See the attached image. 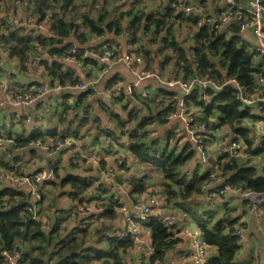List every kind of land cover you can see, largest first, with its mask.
Segmentation results:
<instances>
[{
  "label": "trees",
  "instance_id": "obj_1",
  "mask_svg": "<svg viewBox=\"0 0 264 264\" xmlns=\"http://www.w3.org/2000/svg\"><path fill=\"white\" fill-rule=\"evenodd\" d=\"M130 1L0 0V78L7 77L18 86L13 96L28 93L30 88L42 87L38 82L26 86L20 84L16 81L18 75L49 78L46 86H60L62 90L55 95H62L73 90L66 89L69 86L87 83L62 71L63 62L82 66L102 65L92 58H83V53L102 55L105 50H112L114 57H119L114 40L105 39L93 48L89 45L94 38L114 36L126 39L130 48L126 54L134 53L141 57L146 70L156 72L153 69L156 57L160 59L158 68L171 71V80L188 83L208 78L220 83L235 79L246 94L262 92L257 81L264 77V64L258 61L253 48L243 42L239 31L242 23H230L227 29L215 31L205 26L198 27V18L179 11L174 4L177 1ZM244 1L235 0L240 5ZM198 3L203 7L202 0ZM11 11L14 20L10 19ZM9 21L16 22L14 27L8 25ZM13 62L17 70L15 75L5 68ZM107 84V88L112 90L116 81L110 80ZM153 89L155 91L149 93L151 96L147 99H142L135 92L128 97L121 91L112 93L108 105L101 102L100 108H103L111 127L105 131L100 127L97 130L109 143L100 154L94 149L88 153L90 149L84 142L76 146L72 143L69 148L77 150V164L71 165L70 172L63 168L64 175L60 178L59 162L50 163L53 177L42 183L39 200L0 180V264L5 262L3 253L10 256L19 254L16 264H169V254L183 239L178 236L176 225L168 226L164 218L152 217L140 223L152 253L148 255L144 251L134 257L130 254L132 240L121 238L122 229L114 228V222L122 217L120 209L126 207L116 194L111 193V188L119 185L126 188V197L133 205L144 203L150 190L156 188L163 207H173L186 214L201 232L207 246L215 250L207 264H236L234 258L239 250V238L234 235V224L237 220L231 218L226 206L223 207L224 197H221L222 203L214 208L208 205L207 197L214 189L226 184L234 189L240 187L242 191L264 193V176L259 174L256 166L249 164V159L241 156L228 159L221 154L215 160L208 158L209 170L200 174L193 170L186 175L184 171L194 155L191 144L187 143L181 149L176 145L170 148L175 134L172 127L166 130L163 142L158 136L151 137L154 134L151 127L166 126L168 118L177 111V105L183 102L188 112L193 109L200 112L196 123L213 120L215 127L234 134L244 146L241 153L248 155L253 153V139L243 125L254 120V116L235 101V90L231 86L217 93L209 90L202 93L195 87L184 100H179L177 92L165 87L158 85ZM74 93V106L60 101L61 106L57 105L61 108L60 113L36 116V121L49 120L48 123H52L43 124L46 126L44 130L34 127L27 135L24 131L29 124L23 120L17 125L10 120L0 123L3 129L7 128L5 135L0 134V141L7 147L4 151L11 155L10 161H17L16 152L27 150L35 153L34 147L47 144V139L51 144L57 141L75 143L78 140L80 130L90 117L88 101L94 92L87 89L74 90ZM202 95L208 96L206 102L201 100ZM114 104L120 105L122 113L112 110ZM69 111L76 121L67 118ZM85 112H88V117L81 116ZM15 125L19 133L12 132ZM98 141L99 137H93V143ZM4 155H0V175L13 171L7 167L9 157ZM108 155L115 158L112 165L107 164ZM89 156L97 159L95 166L89 163ZM130 163L141 166L142 171L135 176H119L118 172L127 173ZM82 164H88L90 169L82 168ZM21 165H16L15 173ZM145 168H154L152 175L158 176L157 184L149 182L151 175L145 172ZM110 169L113 172L108 179L100 177L101 173L108 175ZM87 170L91 173H86ZM213 172L216 176L211 180L209 177ZM212 182L214 187H210ZM56 184L68 189L71 200L68 214L60 217V210H55L50 222L44 223L43 217L39 216L44 214L46 194L43 187ZM91 207L96 212L90 214L84 225H80V208ZM36 216L40 218L36 219Z\"/></svg>",
  "mask_w": 264,
  "mask_h": 264
},
{
  "label": "crops",
  "instance_id": "obj_2",
  "mask_svg": "<svg viewBox=\"0 0 264 264\" xmlns=\"http://www.w3.org/2000/svg\"><path fill=\"white\" fill-rule=\"evenodd\" d=\"M161 0H156V3L160 2ZM170 0H162L163 3H166ZM174 1H181L183 5H192L195 6L197 9H199L200 12L204 13L207 12L206 15L208 16H215L222 14L227 10V5L224 3V0H212L209 3H204L203 7L198 3V0H174ZM132 2V0L130 1ZM230 23H235V18L231 17ZM226 25V26H227ZM224 27L223 29H227V27ZM222 29V30H223ZM240 36L244 43L248 44L250 48H253L256 44V38L252 35V33L249 30L240 31ZM105 39H111L117 42V50L119 51V56H124L127 51L130 49L128 47V44H126V39L121 37H114V36H105L103 39H97L94 38L90 40L89 45L93 48L96 45H98L101 41ZM155 47L153 48V50ZM258 58V57H257ZM3 59V58H2ZM159 60L156 57L154 68L158 74L161 75L162 79L166 81L171 77L170 73L171 71L168 70H160L158 68ZM261 60L262 64H264V60L261 58H258V61ZM3 61V60H2ZM4 64V63H3ZM16 66H14V62L10 63L9 66H6V70L9 71L11 75L16 74V69H14ZM62 71L65 73H71L74 77L77 76L81 81L84 82H93L96 83L97 91L91 95L88 104L91 106V113L90 117L88 118V121L86 122L85 126L80 130L84 132V137H86L90 142L92 141V145H88V153L92 151V149L95 150L96 153H99L103 151L104 146L108 144L106 140L103 138L104 135L102 133L98 132V128H102L104 131L108 130L111 127V124L108 121V118L106 114L103 112V108H100V103L104 102L106 105L109 104L110 96L112 93L118 94L117 92H111V95L107 97L103 90L107 89V82L108 81H116V85L112 88H120L121 91H123L128 97H131V93L135 92L138 95H140L141 92H154L155 90L153 87H158L157 84L154 82H142L138 83L135 79V77L132 75L129 69H127L122 64H113V63H102V65L98 66H82L80 64H75L73 62H63V66L61 68ZM18 75V74H17ZM7 78V77H6ZM3 79V77L1 78ZM6 81V79H4ZM9 82L8 88H9V96H13V93L15 92V89L18 87L17 85H14L10 81L11 79H8ZM17 82L20 84H24L25 86L29 83L38 82L40 85H46L50 81L49 78H42L41 76H20L18 75ZM152 86V87H151ZM110 87V86H109ZM161 87V86H160ZM111 90V89H110ZM68 92L63 93L62 95H68L64 98H62V95H46L41 97L40 99L36 100L32 105L26 106L23 109H17L9 104H7V99L4 93L0 91V123L2 121L6 122H13L14 124H18V122L21 120L18 118L20 115H27L32 117V122L29 125H33V123H38L39 125H43L45 123H48V121L38 120L36 121L35 118L37 117H48L52 113H60L59 108L57 105L61 102L67 103L69 106H74L75 98L73 97L74 90H67ZM174 92H177L178 99H186L184 94L179 89H175ZM264 92V91H263ZM151 96V95H150ZM149 96V97H150ZM64 100V101H63ZM135 103V102H134ZM183 103V102H181ZM179 103V104H181ZM177 105V111L178 106ZM137 105V104H135ZM112 106V105H109ZM139 108V107H138ZM112 110L116 111L117 113H122L120 109V105L114 104L112 106ZM141 110V109H140ZM196 110V109H193ZM176 111V112H177ZM70 112V111H69ZM140 112V111H139ZM138 112V114H139ZM14 113L17 116V120L12 121L9 117L10 114ZM177 114V113H176ZM88 117V112L82 113V117ZM199 115H201L199 113ZM254 116V115H252ZM177 117V116H176ZM69 119H73V116ZM254 120H250L249 122H246L243 127H245L252 139V154H248L245 159H249V164L256 166L258 170L263 169L264 170V117L257 118L254 116ZM10 120V121H9ZM74 121L77 119L74 118ZM169 123L164 127H151V131L154 132L151 137L160 138L161 142L166 137V130L171 128V131L173 133L179 132L180 137L175 138L174 141L170 142V148L176 145L178 149H181L183 145H186L187 143L191 144L194 155L193 158L190 160L189 165L187 166L186 171L184 173L186 175H190L193 170H197V172L200 174L204 167H206L207 161L202 162L201 155L203 153H200L196 146L191 142L190 136L186 133V131L183 128V121L181 118H175L172 119V116L168 118ZM262 120V121H261ZM52 124V123H48ZM12 127V132L19 133V128L17 126ZM49 127L51 125H48ZM66 126V125H64ZM52 128V127H51ZM221 136L214 137L211 141V145H207L206 149L209 150L210 158H215L217 155H219L220 150L223 148V143L221 142L222 139L227 136L232 137L235 135L226 131L225 129H220ZM99 137V141L97 143H93V137ZM236 138V137H235ZM235 141H238L235 139ZM232 142H234L232 140ZM240 144L242 145V149H244V146L242 142L239 140ZM47 143V140H46ZM77 144H80L81 141L77 140ZM44 145L42 144L39 146L34 147L35 153H30L29 151H20L16 152L15 156H18L17 162L18 163H26L30 161V168H28L31 172L35 173L38 171L46 170L45 167L48 165L49 162L56 161L59 162V165L62 167V169H66L68 172L71 171L70 164L68 161V157H66V152L64 150L61 151H54L53 148L47 149L48 151H45ZM124 156V155H123ZM209 158V157H208ZM244 158V157H243ZM107 164L112 165L115 158H112L111 156H106ZM204 159V158H203ZM10 159H8L9 161ZM210 166V165H207ZM82 168H85V165L82 164ZM129 170L127 173L121 172L118 175L119 176H135V173H139L142 171L141 166H137V164L130 163L129 164ZM142 168V169H141ZM86 169V168H85ZM202 169V170H201ZM137 171V172H136ZM73 172V171H72ZM154 172V171H152ZM152 172L151 180H149L150 183L157 184L158 182V176H153ZM74 173V172H73ZM79 174H83L81 171L78 172ZM103 180V179H102ZM215 183L212 182L210 184V187H214ZM124 186L119 185L111 188V193L116 194L118 198H120L122 204H124L127 207V210L129 213L135 215L137 214V210L134 209V205L131 203L130 200L126 197ZM252 202L255 205L250 206V202ZM220 203H222V199H220ZM142 204V203H141ZM223 207L226 206V209L230 212V216L232 219H236V223L234 224V229L241 228L242 229V236L239 239V250L236 253V256L234 258L236 264H259L262 260V256L264 253V202H254L252 199L245 198L244 196L235 193V192H229L224 196L223 200ZM140 205V204H139ZM224 209V208H222ZM166 213H175L178 217H176L175 224L176 230L178 231V236L183 239L182 243L176 248L175 251L169 254V258L175 262V264H189V253H190V245L189 240L187 238H184L180 236V228H182L183 224H187L182 221V219L179 216V210L173 207H165ZM221 212V211H220ZM224 212V210H223ZM221 213V215L223 214ZM220 215V214H219ZM220 215V216H221ZM193 225V226H192ZM114 228L121 229L122 228V217L119 218L114 222ZM188 228L190 231L196 229V225L192 220L188 221ZM215 250L213 248H208V254L209 256L213 255ZM134 257V256H133ZM132 257V261H135V258Z\"/></svg>",
  "mask_w": 264,
  "mask_h": 264
},
{
  "label": "built area",
  "instance_id": "obj_3",
  "mask_svg": "<svg viewBox=\"0 0 264 264\" xmlns=\"http://www.w3.org/2000/svg\"><path fill=\"white\" fill-rule=\"evenodd\" d=\"M120 1L124 2L127 0ZM202 1L204 3H209L212 0ZM224 3L227 5V10L225 12L215 16H207L200 12L199 9H197L195 6L183 5L181 1L174 2V4L177 5V9L184 13L186 16L194 15L198 18V27L205 26L211 30L218 31L224 28L230 22L229 20L231 17L235 18V21L237 23H242L239 27V31L249 30L252 35L256 38V44L253 47V50L254 52H256L259 58L264 60V0H245L244 3H242L241 5L236 4L235 0H224ZM15 23V21H9L8 25L10 27H14ZM39 29L44 28L39 27ZM73 53H75V51H72V54ZM86 57L92 58L101 63L107 62L113 64H122L130 70V72L135 77L138 83L154 82L157 85L165 87L170 91L179 89L185 97L189 96V94L195 87H198L202 93H205L208 90L213 93H217L222 92L227 89V87L231 86L235 90L234 99L241 105V107L245 108L246 110L248 109V111H250V115H254L257 118L264 117V77L259 78L257 81L259 86L262 87V92L246 94L243 92V89L235 81V79H227L220 83H216L215 81L208 78L196 79L188 83L171 79H167L166 81H164L161 75L157 72L146 70L141 57L135 55L134 53H128L124 56L114 57V52L112 50H105L103 51L102 55L96 52H85L83 53V58ZM66 89H73L76 91H86L87 89H91L94 93L97 91L96 83L93 82L69 86ZM61 90L62 88L57 85L53 87H47L46 85H42V87L33 88L32 90L30 89L28 93L24 92L22 94H17L15 96L10 97L8 94L9 88L7 82L4 79L0 78V91H2V93H4V95L6 96L7 104L17 109H23L26 106L32 105L34 102H36V100L40 99L41 97L46 95H55ZM112 91L120 93L121 89L115 88L112 90H103L104 94L107 97L111 95ZM140 97L142 99H147L149 97V92H141ZM207 99L208 96L202 95L201 100L203 102H206ZM199 113L200 112L198 110H192V112H188L187 108L183 105V103H181L178 106V111L173 113L171 116L172 119L178 117L182 119L183 128L186 133L190 136L191 142L196 146L197 150L200 153H203V151H206L205 147L207 145L212 144L211 141L214 137L221 136L222 131L213 125V120H210L208 123H196ZM17 116L18 115L11 113L9 118L12 121H15ZM19 117L26 124H30L32 122L30 116L20 115ZM179 137L180 133L176 132L175 138L177 139ZM234 138L235 137L232 136L229 139V137L225 136L222 139L221 142L223 143V148L220 150L219 154L226 156L228 159H231L236 156H241L245 158L247 155H243L241 153L242 145L240 144V142L235 141ZM232 140L234 142H232ZM72 143L75 146L77 145L76 141L75 143L61 142V144L60 142H58L55 148L56 150H58L60 146H63V149L67 150V153L69 154V164L75 165L78 161L77 150L69 148ZM6 149V145L2 141H0V155L4 153V150ZM87 158L89 159V163L92 166H95L97 164V159L94 156ZM201 158L203 162L205 160L203 159V155H201ZM121 163L122 162H120L119 164ZM17 171V173H14H19V181H14L13 179L6 177L7 174L13 173V171L2 173L0 175V180L5 184H7V181H11L14 183V185L12 186L21 187L26 182L30 181L31 179H34V183H29L27 185V187L31 188L28 193H30L34 198H40V190L42 187V183L50 179V172L44 171L41 175H35V173H23L21 171V167H19ZM112 172L113 169H110L108 175L101 173V176L103 179H108ZM259 174L264 176V170H259ZM215 176L216 172H213L209 178L212 180L215 179ZM229 192L241 193L242 196L248 199H252L254 202H264V193L242 191L240 187L234 189L231 187V185L226 184L222 188H216L213 192L208 194V205L214 208L220 203L221 197H224ZM134 209L137 210V214L135 215L129 213L127 207H122L120 209V213L122 215V230L120 232V237L129 238L132 240V248L130 249L131 255L136 251H139L136 253V255L144 251L149 255L152 253V248L150 247L146 238H144L143 233L140 232V230H142L140 223L148 220L149 218L154 217L161 219L164 218L168 226H174L176 217L178 216L175 213H166V210L160 200L159 192L156 188H152L150 190V194H148L144 203L140 205H134ZM87 211L89 210L85 208H80L78 218L80 225H84L87 222L86 219L90 216ZM94 212L96 211L93 210V212L91 213ZM179 216L183 222L187 223V226H182V228H180V236L189 240V264H207V260L209 258L208 248L210 247L207 246V244L204 242V240L202 239L201 232L197 228L193 231H190V229L188 228L189 219L187 215L179 212ZM234 235L240 239L242 236V229L237 228L235 230ZM3 256L5 259L4 264H16L17 259H19V254L15 256H10L6 253H3ZM169 264H175V262L171 260ZM259 264H264V253L262 256V260Z\"/></svg>",
  "mask_w": 264,
  "mask_h": 264
},
{
  "label": "rangeland",
  "instance_id": "obj_4",
  "mask_svg": "<svg viewBox=\"0 0 264 264\" xmlns=\"http://www.w3.org/2000/svg\"><path fill=\"white\" fill-rule=\"evenodd\" d=\"M6 81L7 82H9V80L6 78ZM31 90L33 89V88H30ZM60 106H61V103H60ZM59 111H61V110H59ZM66 116H67V118L69 119L70 117H72V113L71 112H68V114H66ZM18 118H20L19 116H18ZM21 119V118H20ZM17 120V119H16ZM48 126V125H47ZM26 128H25V133L27 134V135H30L31 134V132H32V129L34 128V127H39L41 130H44V127H46V126H40L38 123H33V125H26L25 126ZM6 130H7V128H5ZM5 129H3L1 126H0V134L1 135H5V133H7V131L5 130ZM60 127H59V131H60ZM63 133H65V132H62V134ZM174 137H175V134H174ZM78 140H80L81 142H84V143H86V145H90L91 143H92V141L90 142L86 137H84V132L83 131H80L79 132V134H78ZM213 140V139H212ZM51 142V140H48L47 139V145H44V148H42V149H44L45 151H48L47 149L48 148H46V146H49V147H52L53 148V150L54 151H56V148H55V146L57 145V143L58 142H55V143H53V144H51L50 143ZM60 144H61V142H60ZM66 147H68V146H66ZM64 147L63 146H60L59 148H58V152L59 151H61V150H65V149H63ZM206 148V147H205ZM124 151H125V149H123ZM56 151V152H57ZM204 152V151H203ZM4 157L5 158H7V157H9V156H11L10 154H8L6 151L4 152ZM66 157H69V154L68 153H66ZM89 157H91V156H89ZM203 157H204V159H205V161H207V165H209L210 163L208 162V157L210 158V154H209V150L208 149H206V151L203 153ZM9 159L11 160V158L9 157ZM214 159V158H213ZM9 160V161H10ZM70 160V159H69ZM8 161V163H7V167L9 168V170H13V173H10V174H7V176L6 177H8V178H11V179H13L14 181H19L20 180V175H19V173L18 174H15L14 173V170H16L15 169V167H17L16 165H18L19 163L16 161V162H14V161H10L9 162ZM53 162V161H52ZM52 162H49L48 163V165L45 167V169L46 170H43V171H39V172H36L35 173V175H41L42 174V172H44V171H49L50 172V178L51 177H53L52 176V174H51V168H50V163H52ZM54 162H56V161H54ZM30 161H28V162H26V163H22V165H21V171L23 172V173H31V174H33V172H31L28 168H30ZM53 164H55V163H53ZM206 165V167H204L205 169H201L202 171H201V173H203V171H207V170H209L210 169V167L211 166H207ZM19 167V166H18ZM70 167H71V165H70ZM85 168H87V169H90V167H89V165L88 164H85ZM154 170V168L153 169H150V168H145V172L147 173V174H150L152 171ZM86 173H91V172H89L88 170L87 171H85ZM63 175H64V172H63V169H62V167L60 166V173H59V177L60 178H62L63 177ZM100 177H102V176H100ZM3 180H5V179H3ZM57 181L59 182V180L57 179ZM29 183H34V179H31L30 181H28V182H26L23 186H21V187H17L18 189H20V190H24L25 192H28V191H30V189L31 188H29V187H27V185L29 184ZM111 183V182H110ZM7 184L8 185H14V183L13 182H11V181H7ZM97 183L96 182H94V185H96ZM115 187V186H114ZM43 189H44V192H45V200H44V214L43 215H41V213L39 214V216H42L41 218V220L44 222V223H47V222H50V217H52L53 215H54V211L55 210H60V212L58 213V215L60 216V217H64V216H66L67 214H68V207L70 206V204H71V200H70V198H69V196H68V194H67V192H68V189H67V187H64V188H62V187H60L58 184H56L55 186H50V185H46V186H44L43 187ZM47 192V193H46ZM34 199H40V198H34ZM248 202H250V201H248ZM251 204L252 205H255V204H253L252 202H250V206H251ZM48 205L50 206V208H48ZM82 207H84V206H82ZM86 207H88V206H86ZM39 209V206L36 208V211ZM85 209H87V208H85ZM89 211H87L88 212V214H91V212H93V208L91 207V208H89L88 209ZM39 216H36V219H39L40 217ZM140 232L141 233H143V235H145V232L143 231V230H140ZM112 234V232H110V235ZM137 252H139V251H136V252H134L133 254H132V256H135L136 255V253ZM143 254V252H140V254ZM139 254V253H138Z\"/></svg>",
  "mask_w": 264,
  "mask_h": 264
},
{
  "label": "water",
  "instance_id": "obj_5",
  "mask_svg": "<svg viewBox=\"0 0 264 264\" xmlns=\"http://www.w3.org/2000/svg\"><path fill=\"white\" fill-rule=\"evenodd\" d=\"M10 19L11 20H14V17H13V11L10 12ZM130 159V158H129ZM193 226V225H192Z\"/></svg>",
  "mask_w": 264,
  "mask_h": 264
}]
</instances>
